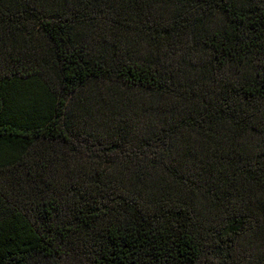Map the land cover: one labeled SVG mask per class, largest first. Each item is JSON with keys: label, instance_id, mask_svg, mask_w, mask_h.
<instances>
[{"label": "trees", "instance_id": "trees-1", "mask_svg": "<svg viewBox=\"0 0 264 264\" xmlns=\"http://www.w3.org/2000/svg\"><path fill=\"white\" fill-rule=\"evenodd\" d=\"M0 264H264V0H0Z\"/></svg>", "mask_w": 264, "mask_h": 264}]
</instances>
